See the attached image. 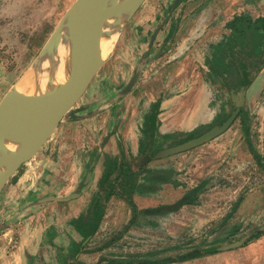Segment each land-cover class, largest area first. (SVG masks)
Listing matches in <instances>:
<instances>
[{"label": "rangeland", "instance_id": "obj_1", "mask_svg": "<svg viewBox=\"0 0 264 264\" xmlns=\"http://www.w3.org/2000/svg\"><path fill=\"white\" fill-rule=\"evenodd\" d=\"M77 1L0 0V103L21 77L35 67ZM196 1L185 0L184 3ZM181 2L142 0L136 12L127 16V24L116 49L90 85L96 86L94 90L97 93L117 88L125 92L133 77L139 75L134 96L144 99V86L158 80L161 75L162 86L165 83L163 95L186 97L192 92L197 98L207 99L214 117L191 130L189 136L187 133L179 136L178 140H190L213 127L224 126L236 111L239 119L223 135L206 144L181 152L167 159V163L152 162L155 169L160 165L166 166L163 169L168 171L167 182L172 184L168 188H164L167 184L165 178L157 179L156 182H162L161 189L147 195V200L138 197L136 202L118 199L110 204V211L119 207L118 213L108 217L107 228L94 240L93 246H105L101 255L110 261L123 264L138 263L143 259L163 261L177 253L198 249L220 253L224 246L264 231V72L256 86L248 91L243 103V98L238 99L233 89L228 88L233 81L228 80L229 86H226L227 81L209 68L214 42L200 46L193 35L192 42L196 45L189 49L184 46V41L173 39L175 35L169 34L167 40L161 37L156 31L159 24L151 20L168 15L171 5ZM176 63L178 68L194 66L200 83L194 88L187 82L168 86L173 79L171 68ZM146 67L147 72L144 71ZM255 73H252V78ZM176 74L183 79L187 75L182 69ZM196 187L199 196L195 204L182 205L172 211L165 208V205L178 203ZM58 217L60 229H63L66 218L61 219L63 215ZM7 221L2 214L0 264H61L58 248H64L63 244L69 240L55 246L45 238L41 246L49 257L37 255L32 262H26L27 256L17 255L4 236ZM92 261L87 263L83 260L79 264H94L96 260Z\"/></svg>", "mask_w": 264, "mask_h": 264}, {"label": "crops", "instance_id": "obj_2", "mask_svg": "<svg viewBox=\"0 0 264 264\" xmlns=\"http://www.w3.org/2000/svg\"><path fill=\"white\" fill-rule=\"evenodd\" d=\"M182 1L172 3L168 15L151 21L159 24L156 31L165 40L169 34L175 35L173 39L184 41L189 49L196 45L192 42L193 35L200 46L222 42L233 34L230 23L235 19L264 18V0ZM177 68V63L172 66L173 79L168 86L187 82L194 88L200 83L194 66ZM181 69L187 74L184 79L176 74ZM144 71H148L147 67ZM263 72L264 66L255 73L249 86L233 90L238 99L243 98V103ZM138 81L139 75L132 89L128 90L129 83L125 92L117 88L97 93L96 86L87 85L47 143L16 171L1 191L0 216L4 214L8 220L4 236L17 255L27 256L26 262H32L37 255L49 257L41 246L46 238L55 246L69 240L63 244L64 248H58L61 264H79L83 260L87 263L96 260L94 264L118 263L101 255L105 246L93 247L94 240L107 228L108 217L118 213L119 207L110 211V204L118 199L147 200V195L160 191L162 182L156 181L165 178L167 182L168 171L162 165L155 169L152 162L167 163V159L179 154L156 159L142 154L147 132L157 138L189 133L214 117L208 100L197 98L192 92L186 97L163 95L165 83L162 86L161 75L144 86V99L136 97ZM154 111L157 115L153 123ZM238 119L239 116L234 124ZM142 160L150 162L146 165ZM169 185L172 184L167 182L164 188ZM59 215L66 218L63 229ZM222 251L173 264H264V231L249 236L239 247Z\"/></svg>", "mask_w": 264, "mask_h": 264}, {"label": "water", "instance_id": "obj_3", "mask_svg": "<svg viewBox=\"0 0 264 264\" xmlns=\"http://www.w3.org/2000/svg\"><path fill=\"white\" fill-rule=\"evenodd\" d=\"M141 2L142 0H139V6ZM77 4L86 5L91 13L90 30L93 29V31L86 47V51L90 52L89 55L82 58L71 55L62 68L50 71H41L36 63L35 67L21 77L0 103V193L16 171L32 159L49 139L92 78L111 57L121 39L127 24L129 0H78L52 38L63 30L64 23ZM59 73H62L64 81L57 80ZM137 77L138 75L133 77L128 90L135 84ZM35 111H45L49 115L43 126L40 144L29 159L22 160L17 153L10 152L9 144L15 138L16 130L26 115ZM237 115L238 111L224 126L213 127L175 148L160 151L158 157L165 158L186 152L212 141L231 126ZM247 238L226 245L222 250L239 247Z\"/></svg>", "mask_w": 264, "mask_h": 264}, {"label": "trees", "instance_id": "obj_4", "mask_svg": "<svg viewBox=\"0 0 264 264\" xmlns=\"http://www.w3.org/2000/svg\"><path fill=\"white\" fill-rule=\"evenodd\" d=\"M242 26L243 28H241ZM230 27L233 30L231 36L226 37L225 40L218 44H212L213 52L210 68L214 73L222 77L223 80L227 81L226 86H229L228 80L233 81V84L228 88L237 91L242 86H249L253 81L252 73L261 70L264 66V18L251 20L239 17L230 23ZM155 115H157V111H154L151 114L153 123ZM183 134L184 133L165 135L159 140L154 133L147 132L145 143L141 148V153L149 156L150 159H156L158 157V152L169 148H175L187 141L189 138L182 140L177 139ZM190 134L191 133H187L186 136H189ZM174 137L176 139H173ZM163 139L164 141L160 143ZM256 156L258 159V155ZM149 162V160L143 161L146 165ZM154 177L155 175L152 176V178ZM198 196V187L193 188L186 193L178 203H175L174 205H165V208L172 211L182 205L195 204ZM212 253H216V251L204 252L201 249H198L197 251L177 253L166 257L163 261L143 259L138 263L131 264H173L176 262L192 260ZM113 264L123 263L119 262Z\"/></svg>", "mask_w": 264, "mask_h": 264}, {"label": "bare ground", "instance_id": "obj_5", "mask_svg": "<svg viewBox=\"0 0 264 264\" xmlns=\"http://www.w3.org/2000/svg\"><path fill=\"white\" fill-rule=\"evenodd\" d=\"M139 6V0H129L127 16L133 14ZM91 13L84 4H77L64 23L59 35L51 38L46 46L45 53L38 61L41 71H50L62 68L69 56L77 58L86 57V51L91 38ZM59 79V80H58ZM57 80L64 81L62 73L57 75ZM48 112L35 111L26 115L16 130L13 141L10 142V152L17 153L22 160L29 159L35 148L40 144L43 135V126L48 117Z\"/></svg>", "mask_w": 264, "mask_h": 264}, {"label": "flooded vegetation", "instance_id": "obj_6", "mask_svg": "<svg viewBox=\"0 0 264 264\" xmlns=\"http://www.w3.org/2000/svg\"><path fill=\"white\" fill-rule=\"evenodd\" d=\"M220 42H221V41H220ZM220 42L213 43V44H218V43H220ZM210 69H211V68H210ZM241 88L243 89L244 87L242 86ZM238 90H239V89H238ZM238 90H237V91H238ZM233 93H234V92H233ZM159 138H161V137H159ZM159 138H158V139H159ZM159 140H160V139H159ZM183 143H184V142H183Z\"/></svg>", "mask_w": 264, "mask_h": 264}]
</instances>
